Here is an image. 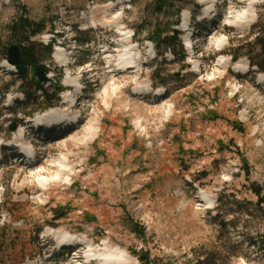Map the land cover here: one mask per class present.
<instances>
[{
  "label": "rangeland",
  "instance_id": "rangeland-1",
  "mask_svg": "<svg viewBox=\"0 0 264 264\" xmlns=\"http://www.w3.org/2000/svg\"><path fill=\"white\" fill-rule=\"evenodd\" d=\"M154 1L0 0L1 47L20 44L7 25L26 11L45 22L30 43L44 45L58 33L68 59L78 61L63 67L56 47L49 59L39 52L51 106L64 105L54 92L58 79L60 87L68 76L84 87L73 109L80 114L66 131L30 130V120L47 110L42 96L17 103L28 86L20 79L10 84L15 69L0 53V143L17 141L24 130L37 160L0 155V264H141L134 253L147 257L145 264H264V201L257 203L264 198V73L234 67L244 55L231 60L257 34L263 2L176 0L179 6L158 20L174 21L179 7L178 54L160 46L151 59ZM111 15L119 16L117 25L105 22ZM121 28L143 61L137 75L105 60L104 48H119ZM186 31L192 49L182 44ZM139 83L153 93L163 89L164 97L135 92ZM106 84L118 88L104 103ZM94 113L97 133L83 142ZM72 135L79 143L71 145ZM64 234L77 239L69 252L58 247ZM90 246L121 251L105 260L89 256Z\"/></svg>",
  "mask_w": 264,
  "mask_h": 264
},
{
  "label": "trees",
  "instance_id": "trees-1",
  "mask_svg": "<svg viewBox=\"0 0 264 264\" xmlns=\"http://www.w3.org/2000/svg\"><path fill=\"white\" fill-rule=\"evenodd\" d=\"M19 3V0H15ZM176 0H155L153 2L154 13L157 14V18L154 19L153 23L151 22V29L149 30L148 38L151 40L156 49L159 50L160 46L167 47L173 51L174 54H178L175 50V46L179 44L178 40V30L175 26L179 23V7H177V16L174 21L169 23H163L158 20L160 15H165V12L170 11L173 6H179L175 4ZM180 1V0H178ZM20 4V3H19ZM22 8H24L22 6ZM262 8L264 9V0L262 3ZM25 9V8H24ZM162 25V27H161ZM257 30V34L254 36L251 42L246 43L242 53H235L232 55V59L236 60L239 56L245 55L248 58L250 65L255 66L256 70L254 72H264V21H260L255 25L254 30ZM7 30L10 34L12 40L19 41L20 46V59L19 63L14 65L15 68V79L10 84H15L16 79H20L21 83H25L28 86V89L23 91L24 99L21 100L18 104L22 105L27 101L37 100V92H40L43 99V108L48 107L52 104L54 97L48 95L45 87L42 84H38L33 75V68L41 63L39 62V52H46L48 59L52 45L42 43L32 44L30 43V39L34 38L37 34L41 33L45 30V22L44 21H35L31 19L26 11L24 14H20L17 17H14L10 23L7 25ZM172 32V35L169 36V33ZM25 44V45H24ZM46 50V51H45ZM8 51V45L3 47L0 46V53H2L6 58ZM21 83L19 85L21 86ZM18 85V86H19ZM54 92L58 93L60 90L59 79L55 82ZM3 95L5 92L2 93ZM242 166L245 170V174H249V170L247 169L246 160L242 158ZM250 190L256 195L260 196V189L257 185L251 183ZM264 201L263 197L259 198L258 204ZM1 250V249H0ZM5 250H3V255ZM135 252V251H134ZM137 255L141 264H145L148 260L147 257L141 256L140 253H134Z\"/></svg>",
  "mask_w": 264,
  "mask_h": 264
},
{
  "label": "bare ground",
  "instance_id": "bare-ground-1",
  "mask_svg": "<svg viewBox=\"0 0 264 264\" xmlns=\"http://www.w3.org/2000/svg\"><path fill=\"white\" fill-rule=\"evenodd\" d=\"M204 2L210 3L211 0H204ZM113 6L114 5H108L107 8L111 9ZM209 7H210V5H208L206 7V9H209ZM244 15L245 14H243V16ZM117 16L118 15H116L114 17L111 15L109 18H105V22L106 23L107 22L112 23V25H117V22H118V21H116V19L118 20ZM184 18L186 19L185 15H184ZM119 31H120L121 35L123 36V38H121L120 41L117 42V45L119 48L116 50L114 49L112 51L108 50L109 47L104 48L103 53H105V54L107 53L105 56V58H106L105 60L107 62H111V61L115 60L117 62V65L119 66V68H125L122 71H125L127 68H133L134 69L133 72H135V74L137 75V73L140 72V70H141V64L143 63V61L141 60L140 55L137 52H135L136 49L131 47L130 43L128 42V36L126 35L127 32L122 30V28L119 29ZM184 40H185V43L187 45H191V41H190V38H188V35H187V37L184 38ZM221 41L222 40H219V42H221ZM149 53H151V50L149 51ZM54 54H55V57L60 62L65 61L67 59V57L63 53L62 48H60V47L56 48ZM115 56H116V59H114ZM240 62H242V61H240ZM219 63L221 65L223 64V62H219ZM245 65H246V61L243 62L242 64L237 62L234 64V67L240 66V68L245 69L246 68ZM260 79L264 82V75L263 74L260 76L259 80ZM76 80L77 79L69 77V76L66 77V81L69 82L70 84H75ZM103 82H104V80H103ZM136 82H138V81H136ZM117 88H118V85L106 84L104 86L102 93H100L101 94L100 95L101 100H103L102 102L107 103L108 99H110L114 95V93L117 91ZM149 88L150 87L147 83H145V84L139 83V85L137 86V84H136V87H135V89L137 90L136 92H138V93L141 92L144 94H146V92L149 91ZM159 90L160 89H158V91ZM75 92H76V90L72 91V93L69 94L71 99L75 98V94L77 93V92L76 93ZM69 102L70 101L67 100V101H65L63 107H61V108L60 107H53L52 109L47 110L44 114L34 117V121H35L34 125H41V124H44L46 122H49V124H51V123H53L54 120H62L63 122L66 123V124L64 123L65 126H67V128H69L70 125H68V123L72 122V120L76 119L78 114H80L79 111L74 112L72 110V107L70 106ZM171 108H172V105H170V104L165 105L164 109H165L166 116H169L171 114V110H172ZM98 120H99V118H98V115L96 113H94V116H91L88 119L87 124L83 128L84 134L82 135V138H81V140L83 142H86L87 140H94V137H95L97 130H98ZM23 133H24V130L21 131V134H23ZM58 133H60V132H58ZM76 136L77 135H72L68 138V140L72 143L71 145L79 143V138H76ZM20 146L24 147L26 145L23 144L22 142H20ZM30 152L32 153V150ZM59 161L63 162L62 159H59ZM39 181L41 184L46 183L45 179H40ZM204 198L203 199L206 200V203H208L209 200H207L206 197H204ZM76 240L77 239L73 238V236L68 235V234H64L63 237H61L58 242H65L66 244H70V243H74ZM118 250L119 249H117V250L112 249L111 247H108V246L105 248H99V249H95L94 247L90 246V248L88 249V251L90 252L89 256L92 255L95 257L98 256L100 258L103 257V258H105V260H108V259L110 260L112 258L118 259V255L121 251V250L120 251H118Z\"/></svg>",
  "mask_w": 264,
  "mask_h": 264
},
{
  "label": "water",
  "instance_id": "water-1",
  "mask_svg": "<svg viewBox=\"0 0 264 264\" xmlns=\"http://www.w3.org/2000/svg\"><path fill=\"white\" fill-rule=\"evenodd\" d=\"M8 62L10 64H17L19 63L20 59V46L17 43H11L8 47ZM33 74L36 78L37 83H42L45 80V70L44 65L42 63L37 64L33 68ZM10 130L14 129V125H11Z\"/></svg>",
  "mask_w": 264,
  "mask_h": 264
}]
</instances>
